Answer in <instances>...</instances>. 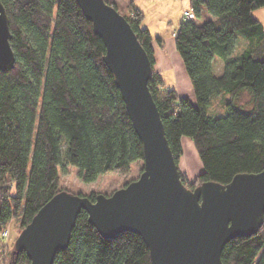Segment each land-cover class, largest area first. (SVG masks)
<instances>
[{"label":"trees","instance_id":"trees-1","mask_svg":"<svg viewBox=\"0 0 264 264\" xmlns=\"http://www.w3.org/2000/svg\"><path fill=\"white\" fill-rule=\"evenodd\" d=\"M1 1L16 62L0 71V222L19 219L23 230L62 191L60 169L75 166L91 183L110 169L143 161L144 152L104 62L103 40L78 2ZM106 1L128 20L149 55V89L178 165L184 136L199 153L204 171L194 182L180 171L183 183L190 189L208 181L227 185L237 174L262 172L264 27L253 11L264 0H190L195 17L181 21L175 43L199 88L195 101L167 88L154 69V38L142 26L144 14L131 3ZM113 241L82 211L53 264H98L106 250L104 264H151L140 235L126 233L119 250ZM8 258L6 264H30L23 250L14 248ZM221 258L224 264H264V224L250 237L229 241Z\"/></svg>","mask_w":264,"mask_h":264},{"label":"water","instance_id":"water-1","mask_svg":"<svg viewBox=\"0 0 264 264\" xmlns=\"http://www.w3.org/2000/svg\"><path fill=\"white\" fill-rule=\"evenodd\" d=\"M76 1L106 47L104 62L143 144L144 168L136 180L111 195L98 194L94 201L60 191L23 229L15 249L25 251L30 264H53L68 247L78 215L86 211L105 238L140 235L151 264H224L226 244L256 234L264 224V170L237 174L227 185L208 181L188 188L149 89L152 62L131 24L106 0ZM11 38L0 0V71L15 65Z\"/></svg>","mask_w":264,"mask_h":264},{"label":"rangeland","instance_id":"rangeland-1","mask_svg":"<svg viewBox=\"0 0 264 264\" xmlns=\"http://www.w3.org/2000/svg\"><path fill=\"white\" fill-rule=\"evenodd\" d=\"M188 4L189 0H171L170 6L171 8H174V14L177 17L178 13L176 12V10L180 7L182 11L183 5L189 8L190 6H188ZM176 20L177 19H175V21ZM166 22L167 20H162V22L158 21V25L153 22V24H155L154 28H156L157 30H162V36L165 39V48H163V51L159 50L157 52V58L159 59L157 68H163L164 72H166V82H168V86L170 84H174L173 82L180 83L176 87L179 89L181 96L188 97L192 101H195V97H193L192 95L193 90L190 88L188 75L183 67V59L177 52H174L175 36L173 35V33L178 29L177 27L179 24V20L170 24ZM168 72H172L174 75L170 76ZM178 78L180 79L179 82L177 81ZM182 145L183 153L180 158L179 169L183 174L187 175L188 179L191 182H194L199 174L204 171V166L195 147V144L190 137L184 136L182 138ZM143 168L144 161L132 162L126 165L119 166L117 168L110 169L107 171V173L100 175L96 181L86 183L79 178V171L77 167L68 166L67 171H63L62 169H60L59 171V187L62 191H68L70 193L86 197L91 196L94 193L97 195H111L116 190L121 189L130 182L136 180L142 173L141 170ZM4 224L5 223H3V226L9 231V234L4 242H0V260H4V264H6L9 259V253L15 248L16 240L23 230L21 228V222L19 219H13L5 225ZM123 239L124 235L114 238L113 243L116 250L120 249ZM2 246L5 250L2 249ZM106 257L107 250L104 252L103 258L98 264H104Z\"/></svg>","mask_w":264,"mask_h":264},{"label":"crops","instance_id":"crops-1","mask_svg":"<svg viewBox=\"0 0 264 264\" xmlns=\"http://www.w3.org/2000/svg\"><path fill=\"white\" fill-rule=\"evenodd\" d=\"M118 1H120L121 3L122 2L125 3L124 5H129V3H131L144 14L142 26L145 28H148L150 30L154 40H156V41H154V59H155L154 69L161 73V75L165 81L166 87L171 88V89H175L179 93V95L181 96L179 89L176 87L180 83L173 82L174 84H170L171 86L170 85L168 86V84H167L168 82H166L167 81L166 80V72H164L163 68H160V69L157 68V65L159 63V59L157 58V52L159 50L163 51V48H165V39L162 36L163 35L162 30H157L156 28H154L155 24H153V22H155L156 25H158L157 22L158 21L162 22V20H164V21L167 20L166 23H169V24L179 20V24L177 27V28H179V25H180L181 21L183 20L184 11L190 10L191 8L189 7L190 8L189 9L187 6L183 5L182 11H181V9L179 7L176 10V12L178 13V15L176 17L174 14V12H175L174 8H171V6H170L171 0H118ZM188 6H190V0H189ZM179 12H180V14H179ZM253 15L264 27V7H260L256 10H254ZM174 16H175V18H174ZM175 19H177V20L175 21ZM176 33H177V31L174 32L173 35L175 36ZM158 39L161 40V43L159 42ZM155 43H156V45H155ZM174 52L178 53V50L176 48V43H175ZM174 55H175V53H174ZM183 64H184L183 65L184 70L187 73L188 79L190 81V88L193 90L192 95L196 99L197 95L199 94V88L196 84L194 74L190 69L189 63L184 59H183ZM168 74L170 76L174 75L172 72H168ZM177 81L179 82L180 79L178 78Z\"/></svg>","mask_w":264,"mask_h":264},{"label":"built area","instance_id":"built-area-1","mask_svg":"<svg viewBox=\"0 0 264 264\" xmlns=\"http://www.w3.org/2000/svg\"><path fill=\"white\" fill-rule=\"evenodd\" d=\"M181 1V0H178ZM195 17V14L192 10H186L183 13V19L185 20H189V19H193ZM9 234V231L3 226L2 223H0V242H4V240H6L7 236ZM2 249H4V247L2 246ZM0 264H4V260H0Z\"/></svg>","mask_w":264,"mask_h":264}]
</instances>
